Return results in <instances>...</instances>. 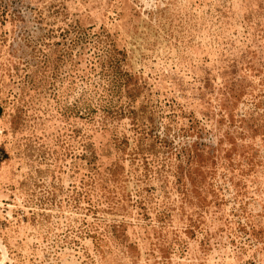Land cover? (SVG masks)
<instances>
[{"label":"rangeland","instance_id":"374dc122","mask_svg":"<svg viewBox=\"0 0 264 264\" xmlns=\"http://www.w3.org/2000/svg\"><path fill=\"white\" fill-rule=\"evenodd\" d=\"M0 264H264V0H0Z\"/></svg>","mask_w":264,"mask_h":264}]
</instances>
